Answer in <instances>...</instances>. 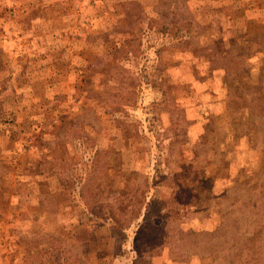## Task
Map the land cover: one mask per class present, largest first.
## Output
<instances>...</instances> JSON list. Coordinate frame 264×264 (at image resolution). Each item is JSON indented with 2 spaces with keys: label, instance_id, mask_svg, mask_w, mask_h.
<instances>
[{
  "label": "rangeland",
  "instance_id": "1",
  "mask_svg": "<svg viewBox=\"0 0 264 264\" xmlns=\"http://www.w3.org/2000/svg\"><path fill=\"white\" fill-rule=\"evenodd\" d=\"M0 264H264V0H0Z\"/></svg>",
  "mask_w": 264,
  "mask_h": 264
},
{
  "label": "trees",
  "instance_id": "2",
  "mask_svg": "<svg viewBox=\"0 0 264 264\" xmlns=\"http://www.w3.org/2000/svg\"><path fill=\"white\" fill-rule=\"evenodd\" d=\"M145 68H147V67H145ZM154 69L155 70H153L152 71V73H151V76L152 77H156V76H158V74H159V71H158V65H157V68H155L154 67ZM147 87H149L150 88V90H154V92L157 94H160V95H162L161 93H162V88L161 87H156V86H152V85H148ZM136 92V91H135ZM134 92V93H135ZM165 91H163V93H164ZM116 117H117V119H116V123L117 124H119V127L118 128H120V124H121V122L123 123V121H121V119H124L123 117L121 118V116H118V115H116ZM124 117H127V116H124ZM128 121H129V119H126V121H124L125 122V126L126 127H122V129H120L119 130V134H121L122 136H123V138L124 139H134V138H138V139H142V137H145V135H144V131H142L141 129H136V131L135 132H133V133H131L130 131H129V128H127V127H129L130 125H129V123H128ZM131 124V123H130ZM86 185H83V187L82 188H84ZM155 200H157L154 196H153V200H152V205H151V208H152V210H156V202H155ZM158 210V209H157Z\"/></svg>",
  "mask_w": 264,
  "mask_h": 264
},
{
  "label": "crops",
  "instance_id": "3",
  "mask_svg": "<svg viewBox=\"0 0 264 264\" xmlns=\"http://www.w3.org/2000/svg\"><path fill=\"white\" fill-rule=\"evenodd\" d=\"M152 209V208H151Z\"/></svg>",
  "mask_w": 264,
  "mask_h": 264
}]
</instances>
